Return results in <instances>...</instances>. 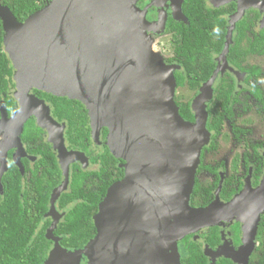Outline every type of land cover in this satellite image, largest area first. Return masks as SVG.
Listing matches in <instances>:
<instances>
[{
  "label": "water",
  "instance_id": "95a60500",
  "mask_svg": "<svg viewBox=\"0 0 264 264\" xmlns=\"http://www.w3.org/2000/svg\"><path fill=\"white\" fill-rule=\"evenodd\" d=\"M2 1L3 45L14 69L13 96L18 107L7 116L0 103V133L4 132L0 193L8 150H16L18 164L20 154H26L20 136L31 116L48 131L64 171V181L51 194L48 214L54 218L55 202L69 183L65 123L50 115L49 105L33 94L34 89L82 103L94 141H100V131L107 129L106 145L124 161L123 178L107 189L99 203L94 237L81 250L64 252L52 234L54 219L47 237L55 244L46 264L83 254L88 264H182L177 248L180 239L233 220L242 223V246L223 245L211 256L210 264H215L216 255L248 264L264 211V194L243 192L224 203L219 199V184L212 203L198 208L190 204L202 149L211 135L206 106L218 73L193 99L194 120L184 119L175 102L174 73L180 66L166 63L153 49L149 31L161 25L145 18L147 7L162 8L171 1L174 20L188 23L182 10L184 0H151L144 9L138 7L139 0H49L23 22ZM161 20L164 25V17ZM230 42L228 35L219 58L224 64ZM70 155L83 157L79 152ZM246 186L251 187L249 179ZM224 247L228 249L222 252ZM242 250L243 256L237 259ZM204 252L210 257L208 246Z\"/></svg>",
  "mask_w": 264,
  "mask_h": 264
},
{
  "label": "trees",
  "instance_id": "16d2710c",
  "mask_svg": "<svg viewBox=\"0 0 264 264\" xmlns=\"http://www.w3.org/2000/svg\"><path fill=\"white\" fill-rule=\"evenodd\" d=\"M48 1L44 0H4L19 22H23L30 14L41 9ZM143 3L144 0H141ZM142 5V4H141ZM182 10L188 23L177 22L170 19L168 30L171 33V47L174 58L178 59L181 65V72L174 73L177 88H187L194 93L202 83L207 81L213 71L214 61L212 52L219 53L223 47L225 30L223 20L211 18L210 10L204 8L203 0H184ZM241 26L237 29L238 37L241 38L244 31ZM4 30L0 20V103L7 112L11 114L16 109V100L13 96L15 83L13 80V65L4 50L3 45ZM264 55V43H232L229 51V61L241 68V63L245 62L249 54L258 53ZM241 58V62H237ZM244 58V60H243ZM172 61V59H169ZM243 60V61H242ZM244 69L245 66H244ZM223 85L217 88L215 93L218 100L221 97H228L231 91L222 89ZM33 92L45 99L52 109V115L59 121L67 123L66 138L71 147L86 150L89 139V118L86 108L82 103L66 97H57L43 91L34 89ZM190 100H180L175 96V102L179 106L180 115L189 121L194 120ZM212 105V106H211ZM224 106L219 107L217 103L207 106L208 122L207 128L212 132L214 139L222 133V119L225 114ZM251 123V121H249ZM234 131H244L237 126H233ZM237 129V130H236ZM107 129L103 131V136ZM41 141V129L37 128L34 121L29 119L21 134V139L27 145H33L36 139ZM218 139V138H217ZM215 149V143L205 146L201 153L202 161L204 152ZM38 152L40 154L39 167L31 172V176L23 177L19 170L11 163L8 171L2 175L1 182L3 193H0V264H36L40 256L46 254L48 246H41L39 237L44 243L48 241L44 237L45 227H39L41 214L46 211L49 196L53 188L61 180L60 168L50 146L47 143H39ZM116 161V162H114ZM119 159L111 152L102 153L101 166L97 171H93L89 176V185L85 186L86 174L73 172L68 191L61 194L59 204L61 207L68 206V214L64 221L59 224L58 233L64 234L63 245L66 247H80L88 239L94 237L95 228L93 226L92 215L97 212L99 203L104 198L107 189L114 181L123 178L124 170L117 168ZM94 163H97L94 161ZM210 167V166H209ZM205 164H201V169H206ZM27 172V171H26ZM112 172V173H111ZM87 177H86V176ZM217 178L219 179L218 175ZM28 180V181H27ZM27 181V182H25ZM202 184L195 180L194 189L190 197V204L199 196L203 198H213V187ZM198 202V201H195ZM259 241L264 240V217L258 228ZM201 237L206 239L210 246L219 242V232L217 227H209L199 231ZM192 235H186L180 242L184 243L186 250V264H208L204 255L201 242L190 241ZM235 241H238L237 235ZM43 247V248H42ZM260 254V255H259ZM216 264H234L231 259L220 258ZM250 264H264V247L255 248Z\"/></svg>",
  "mask_w": 264,
  "mask_h": 264
},
{
  "label": "flooded vegetation",
  "instance_id": "af4514ba",
  "mask_svg": "<svg viewBox=\"0 0 264 264\" xmlns=\"http://www.w3.org/2000/svg\"><path fill=\"white\" fill-rule=\"evenodd\" d=\"M203 1H204V8H206V10H210L211 18L215 17L218 19L221 18L223 20V28L225 30L223 47L221 51L217 54L214 51L212 52V59L215 65H214L213 71L209 79L216 72L218 73V76L211 86V91H210L209 100L207 102V106H209L210 104L217 103L219 107L224 106L225 109H228V111H225V114L223 116L222 127L226 123H227L226 125H229L228 128H229V131L231 132L232 140L234 141V145L237 146L238 151H234L231 154L230 156L231 158H230L228 165L223 160V158L216 159L215 155H217L219 151L220 152L222 151L221 147H219V142H222L223 140H220V138L226 139L227 134L226 133L219 134L218 135L219 142H218V139H217L218 137L214 139V137L212 136L213 133L209 131L211 135H210L209 142L206 146L208 145L211 146V142H214L215 149H211L210 151L204 152V159L203 161L202 159L200 160L201 162L197 169L196 179L199 180V182H201L199 179L200 175H205L209 178L208 181L204 182V184L206 185L208 184L207 188H209V186L211 187L214 186V184L216 185L215 187H213V192H212L213 198L212 199L203 198L202 200L199 198V196H197L195 198L196 200H194V202L191 203V206H193L194 208L205 207L209 205L210 203H212L215 199V192L218 189L219 184H221L220 190H219V199L220 201L224 203L229 202L236 194H239V193L241 194L243 192H245L246 195L253 194L255 191L260 194H264V139H260L257 137L254 140L250 139L251 130L249 128H243L240 125L236 124V122L240 119L246 125L249 124V121L253 123L252 119H255L256 121H258V123L260 121L264 122V55L260 54V52L249 54L244 64L243 62L241 63V66H242L241 68L236 67L235 64L230 62L229 57H228L232 43H235V42L246 43V44L254 43V42L264 43V0H259L262 2V4L260 3V6H258V2H256L255 0H203ZM150 3H151V0H144L143 3L141 2V0H139L137 5L139 7V5L142 4V6L139 8L144 9L145 7L149 6ZM165 13H166V17H165ZM161 17H164L165 19L164 25H162L163 20H161ZM145 18L149 23H152L154 25H157V24L161 25L160 27H157V28L153 27L151 31H149V34L154 33L158 35L159 33H161V35L163 36H165V34L167 35V42L166 44H164V47H166V49L169 50L170 54L168 56H163L161 54L164 60L166 61V63L179 64L177 62L178 61L177 58L173 59L174 52L171 47V33L168 30V24H169L170 19L174 20L172 9H171V1L165 3V6H163L162 8L147 7ZM177 22H182V21H177ZM240 26L242 29H244L243 30L244 33L242 34L244 36L238 39L240 35H238L237 29ZM228 35L231 39V42H230L228 52L226 54V63L224 64L219 58L224 48ZM170 58L172 59V61L169 60ZM252 58H257L259 60L254 61ZM261 61H262V64H261ZM237 62L240 63L241 58H237ZM179 66H180L179 69L176 71L181 72L182 67L180 64ZM244 66L246 69H244ZM204 83H202L200 87L198 88V92L195 95V97L198 94H200V92H202V89H204L203 88ZM222 85L224 87L222 89L231 91V94L228 97V99H226L225 97L224 98L221 97L222 99L218 100L215 93L217 92V88L221 87ZM33 94L37 96L38 98L43 99L39 97L38 95H36L34 92ZM43 100L50 107V115L58 123H65V128L63 132H64V139H65V148H66V151L68 152V155H66L67 156L66 160L68 162V168H69V183L67 185V188H65L61 192L62 194L63 192L68 191L70 187L71 176L73 172H79V174H86L88 176L93 171H97L98 167L101 166L102 153H106V151L110 152L108 146L106 145V138H107L108 131L103 136V131L105 130V128H103L100 131V141L95 142L92 136V128H91L90 120H89L90 130H89V139L86 141L87 149L84 151V150L73 148L68 143V140L65 135L66 130H67V123L65 121L57 120L52 115L51 105L45 99ZM192 101H191V105H192ZM17 107H18V104H16V109ZM236 108L239 109L238 111L241 112L242 114H239L238 111H236ZM11 114L7 116H10ZM31 118L34 121L35 126L41 129V137L43 138V140L41 141L39 138H37L36 142L33 145H31L32 143L30 145H27V143H24L21 139V142L23 144V148L26 154L24 155L20 154L19 161L24 169V172L23 173L20 172V166H19L20 164H18L16 160L14 159V156L16 153V150L14 148L8 150V153H7L8 169L12 163L19 170L21 175L25 177V180H26V176H31V172L35 170L37 167H39V161L41 159L40 154L38 152L39 143L41 142L47 143L49 144L50 150L52 151V153L54 154L56 158L57 164L60 168V174H61V180L58 183V185H56L53 188L54 190L64 181V171L61 167L60 158L54 149V146H53L54 144L49 140L50 136L48 134V131L45 128L37 124L36 118L34 116H31L29 119ZM233 126H237L238 128H241L244 131L242 132L234 131ZM3 138H4V132L0 133V141ZM74 152L81 153L83 157L82 158L81 157L71 158L70 154H73ZM202 155H203V152H202ZM66 156L63 158H66ZM207 156L213 159L216 163H207L205 161ZM115 159L117 158L115 157ZM94 161L97 163H94ZM123 163L124 161L119 159L118 163L116 164L117 168H122L121 165H123ZM201 164H205L207 168L204 170L203 169L200 170L199 168ZM217 175L219 179L217 178ZM221 177H222V180H221ZM247 179H249V183L251 186L249 188H247L246 186ZM84 182H85L84 183L85 186L89 185V182H90L89 176L88 178L85 179ZM115 182L116 181H114L113 183ZM201 183L203 184V182ZM53 190L51 191V194ZM51 194L49 196L47 209L41 214L42 216L38 224L39 227L36 229V235H37L38 229L45 227L44 237L48 241V243H44L42 240L39 239V237L36 238V241L39 240V243L41 244V246L44 245L48 247L46 248V254L43 255L42 257L40 256L39 257L40 260L37 261L36 264H46L49 258L50 252L52 251L54 247L55 241L47 237V235H49L50 233V229L52 227L51 224L54 221V219H56L57 221L55 220V225L52 228V234L54 237H57L58 244L64 250V252L65 251L72 252L76 250H81L89 242V240L92 239V238L88 239L80 247L78 246V247L70 248V247H66L63 245L64 234L58 233L57 231L59 228V224L64 221L69 210L67 208L68 207L67 205L61 207V205L59 204V200L61 196L60 195L55 202V208H56L55 218L51 214H48L50 210V205H51L50 203ZM195 201H198V202H195ZM96 213L92 215L93 226L95 228L94 234H96V227L94 224V216L96 215ZM263 217H264V211L260 214V219L257 224L254 244L252 247V251L249 255V258H248V264H250V257L253 251L255 250V248L259 246L264 247V240L260 242L258 239V234H259L258 228H259V225L262 223ZM242 219H248V218H245L244 216H242ZM250 224L251 222L247 223V225H250ZM211 227H217L219 235H220L219 242L215 244L214 246H210L205 238L203 241V238L199 234V231L205 230L206 228H209V227H204V228L197 230V233L195 236L193 234H188V235H192V237L190 238V241L192 240V241L201 242V248H202L204 255L207 257L208 264L211 263L210 258L211 256L215 255L214 252L218 253L219 250L223 247V245L228 246V247L233 246L235 249H239L243 244L242 242V237H243L242 223L240 221H236V220L224 221L223 223L220 222L219 224L215 226H211ZM236 235L238 237L237 242L235 241ZM182 239L179 240L180 245L178 248V253H179L181 263L186 264L183 261L184 258H186V250H185L184 243L180 242ZM205 246H208L211 250L210 257L209 255L207 256L204 252ZM227 249H228L227 247H224L222 252L226 251ZM223 257L224 256L216 255L215 264L218 259L223 258ZM68 258H71L72 260L65 259L61 261L59 264H88V259L84 254L81 256L68 257Z\"/></svg>",
  "mask_w": 264,
  "mask_h": 264
},
{
  "label": "rangeland",
  "instance_id": "374dc122",
  "mask_svg": "<svg viewBox=\"0 0 264 264\" xmlns=\"http://www.w3.org/2000/svg\"><path fill=\"white\" fill-rule=\"evenodd\" d=\"M142 5L140 4L139 7H141ZM161 33H159L158 35L156 34H150L151 38L153 39V49L157 52H159L160 54H162L163 56H168L170 54L169 50L166 49V47H164V44H166L167 42V35L165 34V36L161 35ZM158 37V38H157ZM254 61H258L259 59L257 58H252ZM261 64H262V61H261ZM175 96H178L180 98V100H190V99H193L195 96H194V93H192L191 91H189L187 88L183 87V88H180V89H176V92H175ZM239 109L236 108V111H238ZM239 114H242L241 112L238 111ZM253 123H249L248 125H246L245 123H243L240 120H238L236 122L237 125H240L241 127L243 128H249L251 130V135H250V139L254 140L256 137L257 138H260V139H264V122L263 121H260L258 123V121H256L255 119H252ZM227 124V123H226ZM223 125L222 127V134L223 133H226L227 134V138L226 139H221L220 140H223L222 142H219V137H218V142H219V147H221L222 151L215 155V158L216 159H222L227 163H229L230 161V156L231 154L234 152V151H238V148L237 146L234 145V141L232 140V135H231V132L229 131V128L228 126L229 125ZM221 143V145H220ZM214 158V159H215ZM205 161L207 163H216L213 159H211L210 157H206ZM200 181L201 182H206L209 180V178L205 175H200L199 177ZM197 231L194 232V233H191L193 234L194 236L196 235ZM197 238V237H195ZM179 241L177 242V248H179Z\"/></svg>",
  "mask_w": 264,
  "mask_h": 264
},
{
  "label": "bare ground",
  "instance_id": "6f19581e",
  "mask_svg": "<svg viewBox=\"0 0 264 264\" xmlns=\"http://www.w3.org/2000/svg\"><path fill=\"white\" fill-rule=\"evenodd\" d=\"M218 4V3H217ZM243 256V250L236 254V258L240 259Z\"/></svg>",
  "mask_w": 264,
  "mask_h": 264
},
{
  "label": "built area",
  "instance_id": "2783aa9c",
  "mask_svg": "<svg viewBox=\"0 0 264 264\" xmlns=\"http://www.w3.org/2000/svg\"><path fill=\"white\" fill-rule=\"evenodd\" d=\"M44 1H49V0H44Z\"/></svg>",
  "mask_w": 264,
  "mask_h": 264
}]
</instances>
